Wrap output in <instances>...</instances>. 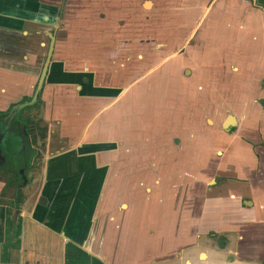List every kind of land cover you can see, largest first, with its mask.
Returning a JSON list of instances; mask_svg holds the SVG:
<instances>
[{
  "label": "crops",
  "instance_id": "obj_1",
  "mask_svg": "<svg viewBox=\"0 0 264 264\" xmlns=\"http://www.w3.org/2000/svg\"><path fill=\"white\" fill-rule=\"evenodd\" d=\"M51 34L45 163L30 195L0 175V264H264V0H0L23 45L0 102Z\"/></svg>",
  "mask_w": 264,
  "mask_h": 264
},
{
  "label": "flooded vegetation",
  "instance_id": "obj_2",
  "mask_svg": "<svg viewBox=\"0 0 264 264\" xmlns=\"http://www.w3.org/2000/svg\"><path fill=\"white\" fill-rule=\"evenodd\" d=\"M20 47H23V45L20 44L16 45L15 40L13 39L12 40L10 39L7 43H4L0 40V50H1L0 57H2L1 55H3V53L5 52V54H7L6 56H13V62L15 63V65H18L17 50ZM49 47L50 44L48 45V51H49ZM48 51L46 53L45 60L47 58ZM14 63H12L11 65L13 66ZM43 68H44V64L39 65L38 69L33 70L36 71L38 79L32 94L25 95L24 94L25 92L19 91L15 94L16 96L13 97V99L9 100L8 102H4V101L0 102V134L1 136H3L2 139H0L1 140L0 150L2 151V154L6 159L4 164H0V170L10 173V179H7L5 190L7 187L10 186L9 183L11 182L12 177H20L18 178L19 182H16L17 197L23 195V190L28 186L30 182V177H31L30 174L31 171H33L36 163L35 157L38 156L40 153L46 152L44 151L45 150L44 145L47 140L48 131L47 129H45L42 123L43 121L37 123L35 126L37 128H34L33 130L32 126L35 125V123L33 122L35 118L33 117L32 120V117L25 116V111H27L30 108L36 107L38 105L37 103H40L39 99L41 98L43 89L36 104L26 107L24 106L23 108L17 111V109L20 106H22L25 102L30 101L32 97L35 95L37 87L39 85L40 78L42 76ZM21 70L24 71L26 70L27 72V69H21ZM29 70L32 71L31 68ZM45 84L46 81L44 82V86ZM2 95L4 94H2L0 87V97ZM37 145H40L41 148L38 147ZM18 162H19V166H17ZM5 190L3 192H5Z\"/></svg>",
  "mask_w": 264,
  "mask_h": 264
},
{
  "label": "rangeland",
  "instance_id": "obj_3",
  "mask_svg": "<svg viewBox=\"0 0 264 264\" xmlns=\"http://www.w3.org/2000/svg\"><path fill=\"white\" fill-rule=\"evenodd\" d=\"M58 28V26H57ZM56 36V35H55ZM15 40V39H13ZM15 41H19V40H15ZM46 41V45L44 47V56L46 57V53L48 51V45L50 44V41L48 38L45 39ZM29 44H27V47H28ZM55 46V45H54ZM19 47V46H18ZM1 51V50H0ZM34 61V60H33ZM40 61V63L42 64L44 62L43 59H40L38 60ZM39 63V62H38ZM38 69V67L35 68V70ZM226 81V80H225ZM224 82V81H223ZM25 116H30L32 117V120H33V117L35 118V120H33V122L35 123V125L32 126L33 130L34 128H37L35 127L37 123H40L41 122V117H40V114H39V111L38 109H36L35 107L34 108H31V109H28L27 111H25ZM28 118V117H27ZM38 147L41 148L40 145H37ZM44 152V151H43ZM35 166H34V169L33 171L31 172V179H32V184L31 186L27 189L28 191V194L30 195L31 193L34 192L35 188L37 187V185L40 183V181H38L39 179V174H40V171H41V168L43 167L44 163H45V159H44V153H40L38 156L35 157ZM0 175L4 178L3 180L6 181L7 179H10V173H7L3 170H0ZM17 185V183L13 182L12 185H10L9 187H7V189L5 190V192H3L1 194V197H7L9 196L10 198H14V193H15V186ZM26 191V190H24Z\"/></svg>",
  "mask_w": 264,
  "mask_h": 264
},
{
  "label": "water",
  "instance_id": "obj_4",
  "mask_svg": "<svg viewBox=\"0 0 264 264\" xmlns=\"http://www.w3.org/2000/svg\"><path fill=\"white\" fill-rule=\"evenodd\" d=\"M51 43H50V47H49V51H48V55H47V58L45 60V63H44V68H43V72H42V76L40 78V81H39V85L37 87V90H36V93L35 95L32 97V99L28 102H25L22 106H20L18 110H20L21 108H23L24 106H31L33 104H36L38 102V99H39V96L42 92V89H43V86H44V82L46 81V78H47V75H48V71L50 69V63L52 61V55H53V51H54V43H55V37L54 35L51 34ZM233 116H230V119H232ZM233 122V121H231ZM232 124V123H231ZM3 136H1L0 134V139H2ZM1 142V140H0ZM6 161L5 157L3 156L2 154V151L0 150V164H4Z\"/></svg>",
  "mask_w": 264,
  "mask_h": 264
}]
</instances>
